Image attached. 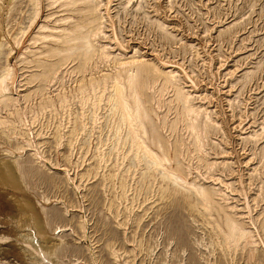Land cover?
I'll return each instance as SVG.
<instances>
[{
    "label": "rangeland",
    "instance_id": "obj_1",
    "mask_svg": "<svg viewBox=\"0 0 264 264\" xmlns=\"http://www.w3.org/2000/svg\"><path fill=\"white\" fill-rule=\"evenodd\" d=\"M37 1L0 0V75L10 73L0 164L19 177L0 181V264H264V0H94L93 52L76 62L49 53L71 20L89 22L88 6ZM127 64L170 166L182 169L178 187L209 190L206 207L163 196L114 137L109 95ZM26 205L36 209L23 216ZM224 217L246 231L238 246L224 240ZM55 245L64 251L46 248Z\"/></svg>",
    "mask_w": 264,
    "mask_h": 264
},
{
    "label": "bare ground",
    "instance_id": "obj_2",
    "mask_svg": "<svg viewBox=\"0 0 264 264\" xmlns=\"http://www.w3.org/2000/svg\"><path fill=\"white\" fill-rule=\"evenodd\" d=\"M93 2H94V0H69L68 2H66V3L63 4L64 9L67 10V11H71V12H76L77 11V9L79 8L78 7V3H82L83 5L88 6L89 11H90L89 13H87L88 14V18H89V22H86V24H84V25H79L78 26V24H75L74 23V20H71L72 22H70V24L68 26L69 30L66 29L67 31L64 32V34L61 35V38L60 37H56L57 42H55V46L57 47L56 48L57 50H55L53 52H50L49 53V56H50L49 58H57L58 57V59L60 61H68V60L75 61V60L81 58L80 56H82L83 54H86L85 52L88 51L91 47H92V52H93V40L95 39V37H96V35L98 33L97 32V29H98L97 25L99 24L98 23V17H96V15H94V10L96 9L97 4L95 3L94 6H92ZM93 23H94V25L92 26ZM87 25H89V27H87ZM132 67L133 66L131 64H127V66H126V71H127L126 74L127 75L125 76L126 78H123L125 80H123V81H121V79L119 80L120 74L118 75V77H114V79H113L114 85H112V86L114 87V89H113L114 90V94L113 95H109V97L113 101V106L111 108V112L112 113H110V115H109L110 117L109 118H112V120H113L116 117L115 120L116 119L118 120V121H116L117 123L114 125L115 127L113 128V126H112V128L114 130V137L117 138V141H118V143H120V145H125V144L127 145L129 143L130 144V148H131V146L134 148V149L132 148V150H134L133 153H135V155H133V157L131 159L132 160L131 162L135 166L138 165V167H139L140 164H141V162L143 161V165L142 166L146 168L144 174L147 176V180H148V181H146V183H148V184L151 183L153 185L157 181V183L159 184V186L160 185L161 186L164 185L165 186V190L162 191L163 196L171 197V198H173V199H175L177 201L186 200V199H189L190 201L196 200V201H198V203L200 202L202 206H205L208 203H211V200L213 198L212 193L209 190L204 189L203 186H198L197 187L196 184L193 183L192 186H191L193 190L185 189L183 187H181V188L178 187V186H180L179 185V182L180 181H182L183 183H185V180H184L185 178L183 176L182 169L180 167L173 169L170 166V160H169V156H168V153H167L168 151H167L166 148L163 147V145L160 142V140H158V138H156L154 127L149 124V120H150V117L149 116L150 115L148 114L147 111H144L143 100L141 99V96H140L141 94L136 89V86L137 85H136V82H135V80L133 78L134 74H132L133 71H131L132 70ZM134 67L135 68H138V70H139L138 72L141 73V71H143L144 73L150 74V75H153L154 74L153 71L155 70V69H153L152 66L151 67L150 66L147 67V66H142V65H136L135 64ZM48 68H49L50 71H55V69L57 68V65H56V67L54 65V66H49ZM9 75H10L9 72H3V74L0 75V94L1 95L2 94L4 95V93L7 92V89H9L8 88V85H7V81L10 78ZM171 76H173V75H171ZM173 81L174 80H173L172 77L167 78V82L168 83L173 84ZM124 82L127 83L128 87L130 89V94L132 95V98H133V104H131V102L127 99V94L124 93V87H125V85H124L125 83ZM81 98H83V97H81ZM0 102H5L6 103V100L5 99H0ZM178 102L181 103L182 105H186L188 103V98L185 97V96L184 97L179 96ZM190 111H191V109H190ZM195 113H197V112H195ZM23 119H24V116H23ZM31 119H33V118H31ZM150 121H152V120H150ZM0 122L5 123L6 121L4 122L2 120ZM31 122H33V121H31ZM3 123H0V124H3ZM24 123H25V121H24ZM22 128H23V126H22ZM165 162H169L168 167H165L164 166V163ZM15 168L20 169V165L16 164L15 165ZM160 168H161L162 171H160L158 173V170ZM14 170L15 169H14L13 165H8L5 162H3L2 164H0V181L3 182V183H5V184L11 183L12 186L13 185L15 186L16 184H17V186H19V179H18L19 177H18V175H16V173L14 172ZM20 174H21V176L23 178L25 177V174L22 173L21 171H20ZM145 175H144V178H146ZM185 176H186V174H185ZM150 177H152L153 179L150 178ZM144 180L145 179H143V181ZM147 185H146V187H147ZM147 189L148 188H146L145 190H147ZM176 193L177 194L180 193L181 194V197H173V196L177 195ZM175 200H172L171 199V204H172V202H175ZM212 201H214V200H212ZM30 208L31 209L32 208L36 209L32 205H26V206H24L21 209V213L23 214V216H24V214H26L28 212V210ZM211 209H212V207L209 208L208 212ZM204 210H205V208H204ZM37 218L39 220H38V223H35V228H36V230L38 232H42V230L45 229V225H44V223H40V222H42V216H41V212L38 211V210H37ZM22 221L25 222V223H23ZM26 221H27L26 217L25 218H22L21 224H19V226H27L28 223H26ZM222 221L225 224V226H226V228H227V230L229 232L228 239L227 238L224 239L226 243H227V240H229L228 242L233 241V242H235V245L238 246V243L237 242H239L241 240H245L246 231H245V229L242 226H240L239 224H237V222L235 220H233L231 218H225L224 217V219H222ZM215 226H216V224H215ZM11 229L14 230L15 228L14 229L11 228ZM29 238L31 239V235L29 236ZM230 243H232V242H230ZM37 247L40 250V252H42L41 251V248H42L41 244H38ZM46 248H48L49 250L54 251L55 254L58 253V252L61 253V252L64 251V248H61L58 245H55L54 247L46 246ZM90 254H91V251H90Z\"/></svg>",
    "mask_w": 264,
    "mask_h": 264
}]
</instances>
